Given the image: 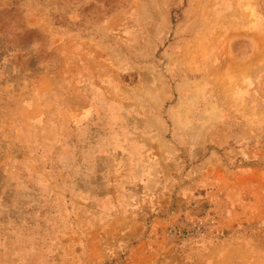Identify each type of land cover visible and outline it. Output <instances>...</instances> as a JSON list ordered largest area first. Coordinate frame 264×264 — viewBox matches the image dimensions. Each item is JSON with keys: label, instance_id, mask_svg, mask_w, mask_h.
Here are the masks:
<instances>
[{"label": "rangeland", "instance_id": "rangeland-1", "mask_svg": "<svg viewBox=\"0 0 264 264\" xmlns=\"http://www.w3.org/2000/svg\"><path fill=\"white\" fill-rule=\"evenodd\" d=\"M0 264H264V0H0Z\"/></svg>", "mask_w": 264, "mask_h": 264}, {"label": "built area", "instance_id": "built-area-1", "mask_svg": "<svg viewBox=\"0 0 264 264\" xmlns=\"http://www.w3.org/2000/svg\"><path fill=\"white\" fill-rule=\"evenodd\" d=\"M203 229H205V225H204V222H201L199 224L198 231H202ZM171 236L172 237H177V236L181 237L182 234H179V233H177V231H174V232L171 233Z\"/></svg>", "mask_w": 264, "mask_h": 264}]
</instances>
